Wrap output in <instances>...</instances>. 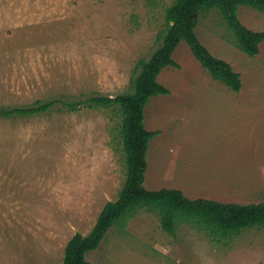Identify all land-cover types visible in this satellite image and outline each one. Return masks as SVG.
<instances>
[{
  "label": "rangeland",
  "instance_id": "rangeland-1",
  "mask_svg": "<svg viewBox=\"0 0 264 264\" xmlns=\"http://www.w3.org/2000/svg\"><path fill=\"white\" fill-rule=\"evenodd\" d=\"M173 0H0V109L37 99L114 96L132 89L140 59L159 45ZM264 31V11L239 6ZM216 11L196 31L240 72L234 90L215 79L182 40L162 69L169 88L145 106V185L190 197L264 200V40L249 55L224 37ZM120 117L62 102L29 116L0 114V264H59L76 232L88 233L126 176ZM97 264H264V227L217 242L191 224L176 236L146 208L112 226L87 252Z\"/></svg>",
  "mask_w": 264,
  "mask_h": 264
},
{
  "label": "trees",
  "instance_id": "trees-1",
  "mask_svg": "<svg viewBox=\"0 0 264 264\" xmlns=\"http://www.w3.org/2000/svg\"><path fill=\"white\" fill-rule=\"evenodd\" d=\"M247 5L264 11V0H173L165 11L164 27L158 32L159 45L149 59H140L132 79V89L114 96L93 94L83 99H37L31 105L2 107L3 116L35 115L62 102L70 109L110 108L120 117L126 176L116 199L108 200L91 230L76 232L68 241L59 264H97L87 259V252L100 246L112 226L124 228L127 219L141 208L158 215L161 227L176 236L179 224L188 223L204 231L217 242H224L246 227H264V200L260 202L222 201L208 197H190L176 187L151 189L145 185L149 142L159 130L145 125V106L154 95L169 88L158 79L162 69L179 66L173 53L182 40L213 78L234 90L242 86L241 74L226 59L213 54L200 39L196 28L201 16L216 11L226 30L224 37L249 55L260 51L264 31L250 28L239 16V6Z\"/></svg>",
  "mask_w": 264,
  "mask_h": 264
}]
</instances>
